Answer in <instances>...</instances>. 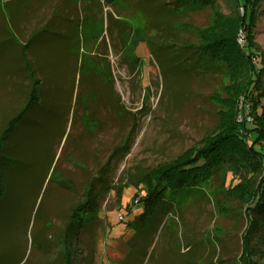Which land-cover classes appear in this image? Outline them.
<instances>
[{
	"label": "rangeland",
	"instance_id": "rangeland-1",
	"mask_svg": "<svg viewBox=\"0 0 264 264\" xmlns=\"http://www.w3.org/2000/svg\"><path fill=\"white\" fill-rule=\"evenodd\" d=\"M100 2L51 0V10H58L49 25L54 34L33 46L36 55L63 60L66 70L51 76L55 79L48 82L58 86L41 95L8 141V177L0 191V264H63L60 247L67 224L72 210L86 200L92 179L96 209L81 213L84 224L75 234L79 264H236L247 222L237 200L213 195L218 179L181 211L174 232L152 236L153 222L144 233L124 222L133 217L128 206L138 192L132 180L136 170L155 168L198 145L218 122L221 106L210 96L225 97L230 81L217 72L184 76L178 68L172 74L167 67L161 71L146 37L141 30L135 34L143 20L137 10L120 8L108 21L110 9ZM62 8L78 17L73 42L56 24ZM189 16L205 25L211 10ZM115 25L134 29L130 64L121 65L120 47L117 52L112 47L108 26L112 33ZM254 40L264 48V3L257 8ZM18 93L22 105L12 102L10 91L0 90V132L26 103L27 97ZM217 198L225 204L221 212ZM181 240L190 249L182 244L177 249ZM256 259L264 264L263 255Z\"/></svg>",
	"mask_w": 264,
	"mask_h": 264
},
{
	"label": "trees",
	"instance_id": "trees-1",
	"mask_svg": "<svg viewBox=\"0 0 264 264\" xmlns=\"http://www.w3.org/2000/svg\"><path fill=\"white\" fill-rule=\"evenodd\" d=\"M101 6L110 9L108 21L115 20L120 8L137 10L141 34L146 37L153 60L163 71L166 67L171 74L178 68L182 75L199 72L211 75L214 72L225 75L229 86L225 97L212 94L221 108L215 128L207 132L201 142L155 168H138L132 180L138 189L131 206L132 218L124 222L133 232L144 233L152 224L151 235L163 231H175L181 211L198 194H204L215 179L220 186L213 195L226 194L237 200L242 207L247 226L242 234L241 253L236 264H259L256 255L264 256V48L254 40V25L257 8L264 0H97ZM129 5L126 7L121 2ZM116 9V10H115ZM200 9L211 10L209 21L197 25L189 16ZM85 16L91 15L89 8L83 9ZM114 10L115 12H112ZM243 10V11H241ZM54 11L58 12V10ZM61 13L56 21L59 32L71 42L76 39L78 17L73 19ZM136 14H129L134 17ZM55 15L33 32L22 45V56L28 66V51L36 46L49 30ZM54 25V24H53ZM52 26V25H50ZM108 33L114 39L112 47L119 63L130 64L135 57L130 43L134 29L129 25H115ZM242 33L244 42H239ZM128 50L131 57L125 55ZM134 58V59H133ZM159 58V60H158ZM85 64L82 59L81 66ZM49 81V80H48ZM35 74L28 89L27 100L0 132V191L5 190L8 172L5 169V154L8 141L23 123L29 112L39 103L41 95L48 90L45 83ZM238 180V181H237ZM92 179L86 200L72 210V220L67 224L64 242L61 244L63 264H79L76 235L84 222L81 213L95 211L96 198L93 195ZM237 181V182H236ZM221 188V189H220ZM193 195V197H192ZM216 209L221 212L225 204L216 199ZM82 209V210H81ZM139 209L138 213L135 210ZM174 228V229H173ZM176 243L177 235L173 236ZM255 240V241H254ZM188 242V240H186ZM255 243L258 244L255 246ZM185 244L181 240L177 249ZM190 249V246H185ZM193 254V252H191ZM193 256V255H192ZM190 259V258H189ZM187 260L186 263L190 260Z\"/></svg>",
	"mask_w": 264,
	"mask_h": 264
},
{
	"label": "crops",
	"instance_id": "crops-1",
	"mask_svg": "<svg viewBox=\"0 0 264 264\" xmlns=\"http://www.w3.org/2000/svg\"><path fill=\"white\" fill-rule=\"evenodd\" d=\"M47 1L46 4L45 0H0V90L5 88L10 91L14 103L22 105L24 99L18 101V91L26 97L35 74L48 81L55 79L52 75L59 76L61 70H66L65 67L61 68L63 60L36 55L33 47L28 51L30 66L21 54L22 45L36 28L55 14L51 10V0ZM62 10L65 13H61H67L65 8ZM57 86L55 83H45L43 88Z\"/></svg>",
	"mask_w": 264,
	"mask_h": 264
}]
</instances>
